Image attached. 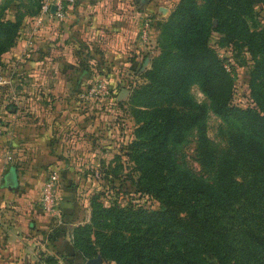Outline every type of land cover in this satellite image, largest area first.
Returning <instances> with one entry per match:
<instances>
[{
    "label": "rangeland",
    "instance_id": "374dc122",
    "mask_svg": "<svg viewBox=\"0 0 264 264\" xmlns=\"http://www.w3.org/2000/svg\"><path fill=\"white\" fill-rule=\"evenodd\" d=\"M193 1L200 28L205 24L210 29L218 23L227 28L239 25L237 35L249 44L251 52L245 44L217 45L215 41L220 35L216 32L209 33L208 46L222 60L232 78L231 104L243 108L254 106L252 90H264L261 88L264 83V0H224L217 14L208 8V0ZM53 2L0 0V264H83L90 259L98 260L100 264H115L113 260L104 259L93 242L88 244L83 240L86 255L83 263L77 255L71 256L66 251V245L73 244L74 230L90 223L93 198L97 197L105 206L117 204L119 209L130 208L135 203L147 209H158V201L135 193L133 185L140 183L135 158L143 152L153 155L145 162L150 176L141 179L142 185L154 181V174L172 184L174 171L181 173L182 180L210 181L212 174L202 165L200 144L207 141L210 148L213 145L224 151L235 125L226 123L212 111L209 98L202 93L199 83L193 81L187 90L188 98L206 106L204 135L194 127L180 142L161 146L152 136L154 133L142 132L143 147H135L134 143L139 139L135 133L141 124L137 119L145 117L140 110H147L137 105L134 92L146 83L145 73L161 52L162 27L172 22L170 16L179 9L181 0H75L73 4L66 3V13L61 19L52 14ZM47 3L50 7L45 12L43 7ZM234 5H239L240 11L233 8ZM75 7H81V13L72 18L68 11ZM107 7L112 16L108 15ZM127 14L134 16L127 21L131 27H126L125 32L114 29L116 26L111 18L124 22L129 17ZM146 18L150 19L151 28L149 38L144 40L141 27ZM257 63L263 70V78L257 79L258 88H252L250 73ZM45 107L51 111V118L62 124L76 121L74 126L79 127V132L71 134L68 128L64 132L66 139L70 140L73 135L75 139L73 137L74 141L63 146L67 152L79 151L85 165L95 160L96 173L67 175L63 208L60 209L58 204L55 213L46 214L50 217L51 227L42 232L39 230V233L23 229L11 231L15 226L11 223L15 210L9 211L14 208L15 198L22 188L18 185V190L12 192L3 187L2 175L14 166L17 177L20 174L25 181L38 186L42 184L47 169L43 160L29 151L35 144L27 135L30 131L47 134L38 123L41 109ZM148 112V116L154 117L152 109ZM79 136L82 138L80 149H76L75 140ZM204 144L202 149L205 150ZM69 161L77 162L76 159H65L66 163ZM177 183L175 190L185 201L178 213L184 220L179 223L186 225L187 205L192 195ZM60 189L59 175V203ZM35 190L39 192V187ZM20 209L18 215L24 208ZM140 220V224L134 223L122 214L121 227L126 231L139 230L142 238H153L154 225L147 218ZM221 222L232 221L224 218ZM62 224L67 229L62 238L64 243L58 248L50 241L49 234ZM34 229L32 226L30 230ZM217 233L220 237L216 236L214 241L221 248L224 231L217 228ZM132 248L133 245L124 248L122 254L123 260L128 259V253L134 256L129 257V264L137 262V254L131 253ZM251 254L256 259L250 264H264L260 255Z\"/></svg>",
    "mask_w": 264,
    "mask_h": 264
},
{
    "label": "trees",
    "instance_id": "16d2710c",
    "mask_svg": "<svg viewBox=\"0 0 264 264\" xmlns=\"http://www.w3.org/2000/svg\"><path fill=\"white\" fill-rule=\"evenodd\" d=\"M208 2V8L217 14L224 0ZM193 5V0H181L179 9L170 16L172 22L162 27L161 52L145 73L146 83L134 92L137 105L147 110H140L145 117L137 119L141 124L134 145L143 147V133H154L152 136L161 146L180 142L194 127L203 134L206 106L188 98L187 90L193 81L209 98L212 111L235 125L236 130L230 132L224 151L213 145L210 148L207 141L201 142L200 134V158L212 174L210 181L182 180L181 173L174 171L172 184L154 174V181L142 185L141 179L150 176L145 162L153 155L140 153L135 158L140 171V183L133 185L135 193L158 201L159 208L147 209L135 203L119 209L117 204L105 206L97 197L93 198L90 223L78 226L72 233L73 244L65 247L71 256L81 258V263L86 256L83 240L95 243L103 258L115 264H129L134 256L126 253L128 259L123 260L122 254L130 245L131 253L137 254L133 264H250L256 259L251 252L260 255L264 262V90L250 91L254 106L231 104L232 78L208 46L209 33L220 35L215 41L217 45L245 44L250 52L251 49L237 35L239 25L227 28L218 23L212 29L206 24L200 28ZM232 7L240 11L239 5ZM15 33L18 34L17 30ZM262 72L257 63L250 73L252 88L259 87L256 82L263 78ZM261 88L264 89V83ZM151 109L154 117L147 115ZM177 182L192 195L186 225L179 223L184 220L178 213L185 201L175 190ZM122 214L138 224L141 218H147L154 225V237L146 239L139 230H123ZM224 218L232 222H221ZM217 228L224 231L221 248L214 241L216 236L220 237ZM65 230V225H61L49 234L54 246L59 248L64 243Z\"/></svg>",
    "mask_w": 264,
    "mask_h": 264
},
{
    "label": "crops",
    "instance_id": "0c3cea01",
    "mask_svg": "<svg viewBox=\"0 0 264 264\" xmlns=\"http://www.w3.org/2000/svg\"><path fill=\"white\" fill-rule=\"evenodd\" d=\"M122 4L124 7V3ZM107 11L110 12L108 13V15L112 16V12L110 9H108V7H107ZM68 12H69L68 14L72 13L71 14L72 16L70 17L75 18L78 16V14L81 13V7H75ZM129 14H131L130 11H129ZM129 14L126 15L127 17L128 16L129 17L127 18V20H124V22L122 20L121 21L118 20L117 18L116 20L115 18H111V22L113 21L114 26H116V28L114 29L119 30V31L121 30L122 32L124 30L125 32L126 27L127 28L131 27V25L127 23V21H129V19L131 20L134 16L129 15ZM111 25L113 24L110 23V26ZM39 107L41 108L40 105ZM41 110L42 111H41V114L39 115L40 118L38 119L39 121L38 123H40V126L45 129L47 134L45 135H43V133L37 134L35 131H30L27 137H29L30 141L34 142L35 146H32V148H30L29 151L34 155V157L43 160L44 168L47 169V172L44 178L46 177L47 173L52 170L57 171L58 174L60 175L61 189H60V203L59 204H60V209H61L62 203L64 202L63 200L66 197L65 191L67 189L66 188L67 187V184H66L67 175H72V174L73 175L76 174L78 176H80L81 174L82 175L84 174L93 175L96 173L95 167L97 166V163L95 164V160L90 159V160H93L92 164L85 165L83 164L84 162H82L81 160V156H79V151H76V150H72L71 152L65 151V148L63 146L64 143L68 144L71 142V140L74 141L75 137L73 135L71 139L68 140L66 139L64 132L66 133L68 131V128L70 129L71 134L79 132V127L74 126L76 121L75 122L72 121L71 124L69 122L66 124H62V122H59L58 119L51 118L50 116L51 111L48 109V107H45L44 109H41ZM55 112H57V109H55ZM29 125L31 126L32 124H29ZM51 128L53 129L54 132H52ZM81 139L82 138H80L79 136L78 139L75 140L76 149H80L79 141ZM67 158H71L72 160L76 159L77 162L69 161L68 163H66L65 159ZM18 176H19L17 177L18 185H19V188H22V189L15 198L16 203H15L14 208L11 211H9L11 213L13 210H15L13 221L11 220V223L15 224V226L11 228V231H17L18 229H23L26 232L32 231L33 233H39L38 232L39 230L42 232L43 229H46L52 226V224H50L51 223L50 217L42 212L40 208V203H39V199L41 195V188H42L41 186L45 179L43 178L42 184L38 186L37 183L35 185L32 183V181L31 182L25 181V179H23L20 176V174H18ZM88 179L89 178L87 177V180ZM36 187H39V192L35 190ZM79 189L80 188H77V191H79ZM77 191H76V194H77ZM21 207H23L24 209L22 210V214L18 215L17 212H19V209ZM27 224L29 225L28 227L26 226ZM32 226L35 227L34 230H30ZM2 227L6 228L7 224H2ZM16 237H17V240L20 242L18 238H20L21 236L18 235Z\"/></svg>",
    "mask_w": 264,
    "mask_h": 264
},
{
    "label": "built area",
    "instance_id": "2783aa9c",
    "mask_svg": "<svg viewBox=\"0 0 264 264\" xmlns=\"http://www.w3.org/2000/svg\"><path fill=\"white\" fill-rule=\"evenodd\" d=\"M75 0H54L53 6L54 14L57 18L61 19L65 16L66 3L73 4ZM50 3L45 4L43 7V11L47 12L49 10ZM50 12V11H49ZM151 28V21L149 18H146L142 22L141 27V37L145 40L149 38V31ZM48 176L45 178L42 188H41V195L39 199L40 208L44 214H53L58 209L59 204V194H58V187H59V174L57 171L52 170Z\"/></svg>",
    "mask_w": 264,
    "mask_h": 264
},
{
    "label": "water",
    "instance_id": "95a60500",
    "mask_svg": "<svg viewBox=\"0 0 264 264\" xmlns=\"http://www.w3.org/2000/svg\"><path fill=\"white\" fill-rule=\"evenodd\" d=\"M54 11V7L52 8ZM2 186L7 187L12 192H15L18 190V178H17V172L16 167L11 166L8 170V172L2 177ZM83 264H100L98 260H87Z\"/></svg>",
    "mask_w": 264,
    "mask_h": 264
}]
</instances>
